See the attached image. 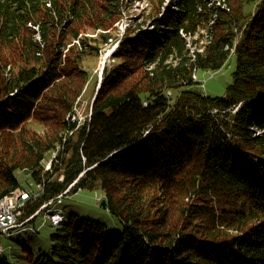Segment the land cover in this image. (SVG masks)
Wrapping results in <instances>:
<instances>
[{"label": "trees", "instance_id": "trees-1", "mask_svg": "<svg viewBox=\"0 0 264 264\" xmlns=\"http://www.w3.org/2000/svg\"><path fill=\"white\" fill-rule=\"evenodd\" d=\"M50 1L0 0V198L19 172L44 181L26 218L83 173L122 229L64 215L26 264H264V0H147L77 128L67 117L94 78L87 59L128 2ZM232 55L226 94H203L193 73Z\"/></svg>", "mask_w": 264, "mask_h": 264}, {"label": "rangeland", "instance_id": "rangeland-1", "mask_svg": "<svg viewBox=\"0 0 264 264\" xmlns=\"http://www.w3.org/2000/svg\"><path fill=\"white\" fill-rule=\"evenodd\" d=\"M128 12L124 19L121 21V29H126L132 21L142 22L145 19L143 12L147 6V1L140 0H127ZM145 28H152L153 23L150 21L144 25ZM193 38L188 37L189 46ZM208 40V39H206ZM209 41V40H208ZM202 43V41L200 42ZM109 46L102 49L99 58L89 57L86 65L88 68L93 69V76L82 100L79 104L81 117L87 118L91 110L92 99L97 91V84L99 85L101 79L100 66L106 62H110L111 57L108 56ZM197 49L196 46H190V51ZM203 50V47H200ZM104 62V63H103ZM237 60L236 56L232 55L226 64L217 71L198 70L193 73L196 75L195 79L201 82L199 89L207 96H224L229 87L234 82V72L236 70ZM95 77L96 82H95ZM71 193V197L64 198L63 203L59 206L62 209L65 217L71 214L77 215L79 218L92 219L103 223L109 230L120 231L122 224L120 218L113 214L107 207L102 206L101 200L104 198L102 191L84 190L79 193ZM51 213L50 209H44L39 218L33 223L36 230H23L13 232L11 234H0V264H26V250L32 248L38 251L40 248L51 243L50 236L55 228L49 220L48 215ZM30 226V225H29Z\"/></svg>", "mask_w": 264, "mask_h": 264}, {"label": "bare ground", "instance_id": "bare-ground-1", "mask_svg": "<svg viewBox=\"0 0 264 264\" xmlns=\"http://www.w3.org/2000/svg\"><path fill=\"white\" fill-rule=\"evenodd\" d=\"M140 1H147V0H140ZM169 2H170V0H168L165 3L166 6L169 4ZM52 5H53V3L50 0H46V6L47 7L52 8ZM172 8L177 9L175 5H173ZM127 12H128V8L125 9V11H124V17L127 14ZM115 26H116V30H115L116 37L111 38L110 41L107 44H105L104 47L101 48L99 57L101 55L102 49L108 45H110L109 49H108L109 54L116 52L121 41H122V38H124L126 30L121 29L119 27V26H121V23H117V24H115ZM98 32H101V30H98L97 33ZM76 42L78 43L79 40H77ZM99 57H97V58H99ZM100 66L102 67L101 71H103L104 67H105V63L103 64V66H102V64ZM194 77L196 78V75H194ZM82 97H83V93L81 96H79V99L76 102V105L74 107L73 112L71 114H69L67 117V119L70 122H72L76 125V128L79 127L81 124H83L85 121L90 122L91 116H92V106H93V102H94L95 98L93 97V99H92V103H91V107H90L91 110H90V113L88 114V117L83 119L81 117V113L79 110V104H80V101L82 100ZM62 147H63L62 145H58L55 150L51 151L45 158L42 159L44 171H53V162L59 161L58 154H55V152L59 151ZM18 174H19V177L21 179V186L16 188L13 191L7 193L2 198H0V212L4 211L6 205H11V206L17 207L15 211L19 214H18V216L14 222V225L9 227V228H6V229H0V234H2V233L11 234L14 231L19 232V231H23V230H27V229H30L33 231L36 230V226L33 223H31V220L40 213L39 210H37L35 213L31 214L29 217H26V218L24 217L27 204L30 201L36 200V199H24V198L17 199V198H12L11 196H13L14 191L20 190V191L33 192L35 194H38L40 197L41 195L44 194V190H45L46 185L43 183L44 181L43 182L35 181L30 176H28L27 174H24V172H19ZM82 176H83V173L80 176H78L76 179H74V181H72L71 184L67 188L74 190L75 193H79V192H82L84 190H88L85 188V186L79 185V182H80ZM60 179L61 180L64 179L63 174L60 175ZM4 202H7V204H5L3 206L2 203H4ZM19 203H22V205L19 206ZM59 206L60 205H58V203H50L47 205V209H50V211H51V213L48 215V217H49V220L52 222L53 225H59L64 220L63 211L61 208H59ZM57 219H59V222H57Z\"/></svg>", "mask_w": 264, "mask_h": 264}, {"label": "built area", "instance_id": "built-area-1", "mask_svg": "<svg viewBox=\"0 0 264 264\" xmlns=\"http://www.w3.org/2000/svg\"><path fill=\"white\" fill-rule=\"evenodd\" d=\"M55 154H58L57 151L55 152ZM70 192L74 193L73 190L67 188L62 193L57 195L54 199H51V200L47 201L46 203H44V205H42V207L40 208L39 212H41L44 209H47V205L50 203H58V205H61L64 201V198L71 197ZM11 197L17 198V199H19V198L37 199L39 197V195L35 194L33 192H30V191L16 190V191H14V194ZM5 204H7V202L2 203L3 206ZM20 205H22V203H19V206ZM16 208H17L16 206L6 205L4 211L0 212V229H6V228H9V227L14 225V222H15L18 214H19L15 211ZM57 222H59V219H57Z\"/></svg>", "mask_w": 264, "mask_h": 264}, {"label": "water", "instance_id": "water-1", "mask_svg": "<svg viewBox=\"0 0 264 264\" xmlns=\"http://www.w3.org/2000/svg\"><path fill=\"white\" fill-rule=\"evenodd\" d=\"M111 54H108V56H110ZM102 73H103V71H102ZM102 73H101V80H102ZM101 205L104 206V207H107V199L106 198H103L101 200Z\"/></svg>", "mask_w": 264, "mask_h": 264}]
</instances>
